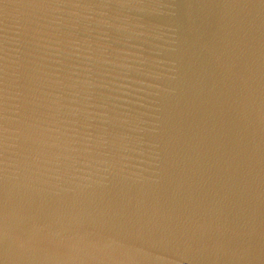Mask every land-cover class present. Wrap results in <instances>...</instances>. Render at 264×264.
<instances>
[{"label": "water", "instance_id": "water-1", "mask_svg": "<svg viewBox=\"0 0 264 264\" xmlns=\"http://www.w3.org/2000/svg\"><path fill=\"white\" fill-rule=\"evenodd\" d=\"M0 264H264V0H0Z\"/></svg>", "mask_w": 264, "mask_h": 264}]
</instances>
